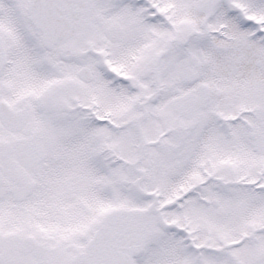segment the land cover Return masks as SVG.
<instances>
[{
	"label": "snow or ice",
	"instance_id": "snow-or-ice-1",
	"mask_svg": "<svg viewBox=\"0 0 264 264\" xmlns=\"http://www.w3.org/2000/svg\"><path fill=\"white\" fill-rule=\"evenodd\" d=\"M0 264H264V0H0Z\"/></svg>",
	"mask_w": 264,
	"mask_h": 264
}]
</instances>
